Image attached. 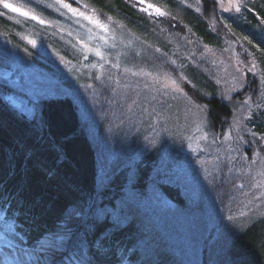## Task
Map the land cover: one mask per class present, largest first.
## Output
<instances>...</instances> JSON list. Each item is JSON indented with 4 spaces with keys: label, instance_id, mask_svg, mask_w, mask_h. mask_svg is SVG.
<instances>
[{
    "label": "rangeland",
    "instance_id": "374dc122",
    "mask_svg": "<svg viewBox=\"0 0 264 264\" xmlns=\"http://www.w3.org/2000/svg\"><path fill=\"white\" fill-rule=\"evenodd\" d=\"M122 1L142 19L126 18L113 0L103 7L64 0L84 16L56 0H0L1 98H15L30 120L34 105L69 96L93 140L105 130L110 171L102 167V180L114 169L130 176L111 214L140 215L135 244L119 264H264V240L258 249L233 251L244 231L264 228V0ZM5 2L45 23L12 13ZM171 17L180 29L164 26ZM194 91L229 103L224 134L209 129L207 106ZM150 161L146 198L137 201L135 174ZM160 183L178 187L188 209L168 199ZM5 217L0 212V228L14 232ZM50 235L34 248L0 238V264H51L52 250L39 249ZM60 252L56 264H87L78 251L63 261Z\"/></svg>",
    "mask_w": 264,
    "mask_h": 264
},
{
    "label": "trees",
    "instance_id": "16d2710c",
    "mask_svg": "<svg viewBox=\"0 0 264 264\" xmlns=\"http://www.w3.org/2000/svg\"><path fill=\"white\" fill-rule=\"evenodd\" d=\"M95 1L101 7L107 3V0ZM113 6L120 9V13L126 18L134 21L136 20L134 16L137 15L142 19V16L136 14L133 8L122 0H113ZM145 19L147 20V18H144V22L147 23L148 20ZM139 22L141 21L138 20ZM164 22V26H169L173 30L180 29L179 21L172 17ZM192 24L198 29L202 27L193 21ZM207 85L210 89L213 87L210 83ZM1 92L0 89V180L7 181L8 189H14L21 182L24 184L22 195L25 208L31 206V212H26L24 216H19L18 213L12 214L13 218L8 219L7 222L13 221L15 229L18 228L19 231L14 229V232L10 233L5 226H2L0 228L2 237L0 236V238L4 243L13 242L21 247L34 248L44 237L52 234L51 230L61 223L62 213L70 211L75 202L87 198L96 190L98 180H102L100 174L103 171L102 167L105 165L110 171V166L106 164L107 157L104 143H102L104 137L102 134H105V130L101 129L98 134H94L96 140H93V135L88 132L91 130L90 123L82 120L79 106L71 97L59 96L46 99L42 103V115L47 127L43 139H40L36 134L29 133L27 124L29 119L25 115L19 114V110L10 101L2 99ZM194 92L195 97H198L207 106L209 129L217 134H224L233 115L229 103L219 97H207L201 92L200 94L197 91ZM17 117L21 119H17ZM103 125L106 124L103 122ZM18 141L24 144V148L20 147ZM29 148L33 154L26 159L25 152ZM151 162L146 163L145 166L140 164L137 168L134 186L139 192L145 193L149 184L148 181L152 176ZM13 165L15 175L9 179V171ZM104 176L103 172V178ZM129 177L126 171L117 172L116 169L111 171L108 182L105 184L103 181L101 206L107 205L115 212L117 209L116 199L122 195L125 184L129 182ZM159 188L168 199L188 209L189 202L178 187L160 183ZM8 207L5 205V208ZM121 210L123 211L122 207ZM0 212L5 213L6 217L10 216L6 210H0ZM128 213L133 219L127 220V223L115 231L111 237L112 241L120 242L122 247L115 251L114 256L107 261V264H119L129 253L133 243L135 244L134 234L138 235L140 231L139 223H137V217L140 215H137L138 213L135 211L131 212V210ZM18 216L19 219H16L15 217ZM20 220L24 222L20 223ZM3 224H6L5 220ZM111 228H113V223L110 213L103 222L97 224L95 235L99 236ZM5 233L8 235L6 236ZM13 236L16 238L13 239ZM262 240H264V228L258 226L249 228L236 238L233 251H243L244 247L258 249ZM78 253L82 255L81 251ZM83 257L87 260L84 255ZM138 257L139 255L133 253L129 259L132 262H137ZM149 259L150 263L155 261L152 256ZM165 263L169 264V262Z\"/></svg>",
    "mask_w": 264,
    "mask_h": 264
},
{
    "label": "snow or ice",
    "instance_id": "6c2138e0",
    "mask_svg": "<svg viewBox=\"0 0 264 264\" xmlns=\"http://www.w3.org/2000/svg\"><path fill=\"white\" fill-rule=\"evenodd\" d=\"M56 2L61 4L62 7L67 8L73 14L80 16L85 15L83 12H78L77 9L72 8L71 4L65 3L64 0H56ZM3 7L5 9H10L12 12L19 13L24 17L37 20L40 24L45 23L44 20L36 15L12 3L5 2ZM148 7L151 8L152 5H148ZM156 11L160 12L158 8ZM236 11H240L239 4H237ZM85 18L98 27L104 28V25L101 24L99 20H94L92 17ZM29 42L35 47V41ZM96 54L100 55V52L97 51ZM29 115L31 116V119L27 121L29 133L36 134L40 139H43L47 124L42 115V105H34ZM17 119L21 118L17 117ZM17 143L20 144L21 148H24L22 142L18 141ZM32 154V150L30 148L27 149L25 152L26 159L30 158ZM9 159H11V156H9ZM14 175L15 167L13 165L10 168L8 178L11 179ZM103 190V180H98L96 190L89 194L87 198L75 202L70 211L62 213L60 217L61 223L56 225L54 230H51L52 235H50L43 244L39 245L40 251L48 252L52 250L51 264H56V253L60 252L61 249H64L63 252H60L61 261H63L65 257L70 259L69 253L75 250L82 252V255L87 258V264H107V261L114 256L115 251L122 247L120 242L112 241L111 237L115 231L119 230L127 223V218L122 219L118 214L112 213L113 228L105 230L99 236L95 235L97 224L103 222L112 212L107 205L101 206L103 201ZM23 191L24 184L22 182L14 189H8L7 181L0 180V210H6L10 213V216L5 217L6 222L8 219L13 218L12 214L18 213L19 216H24L26 212H31V206L25 208V201L22 195ZM135 196L137 201H143L146 198V194L143 192L136 193ZM5 205L9 207L5 208ZM124 205L125 202L122 201L121 206L123 207ZM19 216L15 218L19 219ZM23 222V220H20V223ZM15 231H19V229L17 228ZM5 235L7 236L8 233H5ZM12 238L15 239L16 237L13 236ZM3 254L5 256H10L11 252L5 250ZM36 259L39 260L40 256L36 255ZM81 264H84L83 260H81Z\"/></svg>",
    "mask_w": 264,
    "mask_h": 264
},
{
    "label": "water",
    "instance_id": "95a60500",
    "mask_svg": "<svg viewBox=\"0 0 264 264\" xmlns=\"http://www.w3.org/2000/svg\"><path fill=\"white\" fill-rule=\"evenodd\" d=\"M11 11V10H10ZM12 12V11H11ZM12 13H14V14H16V15H20L19 13H15V12H12ZM24 17V16H23ZM25 18H27V19H31L30 17H25ZM34 21H36V22H38L37 20H34ZM8 100L10 101V103L14 106V107H19V102L15 99V98H13V97H8Z\"/></svg>",
    "mask_w": 264,
    "mask_h": 264
}]
</instances>
